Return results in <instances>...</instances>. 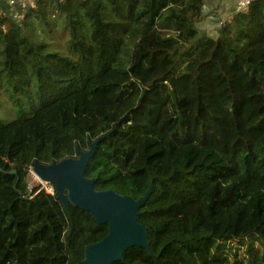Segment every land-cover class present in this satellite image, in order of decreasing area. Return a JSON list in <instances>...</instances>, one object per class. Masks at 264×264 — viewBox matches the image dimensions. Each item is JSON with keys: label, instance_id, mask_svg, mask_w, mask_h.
Segmentation results:
<instances>
[{"label": "trees", "instance_id": "16d2710c", "mask_svg": "<svg viewBox=\"0 0 264 264\" xmlns=\"http://www.w3.org/2000/svg\"><path fill=\"white\" fill-rule=\"evenodd\" d=\"M206 3L0 0V264H81L107 234L27 184L98 138L96 191L151 187L150 252L112 264H264V0L210 29Z\"/></svg>", "mask_w": 264, "mask_h": 264}, {"label": "water", "instance_id": "95a60500", "mask_svg": "<svg viewBox=\"0 0 264 264\" xmlns=\"http://www.w3.org/2000/svg\"><path fill=\"white\" fill-rule=\"evenodd\" d=\"M102 139L90 143L87 151H77L74 158L51 164L35 163L32 167L33 175L41 183L53 186L56 197L66 210L71 205L88 212L98 225H107V234L85 249L81 264H112L121 261L123 252L131 247H141L150 252L146 228L137 221V217L151 187L142 197L133 199L113 190L96 191V179L83 175Z\"/></svg>", "mask_w": 264, "mask_h": 264}, {"label": "crops", "instance_id": "0c3cea01", "mask_svg": "<svg viewBox=\"0 0 264 264\" xmlns=\"http://www.w3.org/2000/svg\"><path fill=\"white\" fill-rule=\"evenodd\" d=\"M21 1L22 0H20V2ZM207 4H208L206 5L207 9L209 7V9L211 10V13L212 12L218 13L220 14V17L223 19H227L231 17V15H233V13L235 12V0H209ZM214 13L212 14L208 12L205 13L204 21L202 22L203 23L202 26L204 28L210 29L213 27V25H215V20L213 18H216V17Z\"/></svg>", "mask_w": 264, "mask_h": 264}, {"label": "built area", "instance_id": "2783aa9c", "mask_svg": "<svg viewBox=\"0 0 264 264\" xmlns=\"http://www.w3.org/2000/svg\"><path fill=\"white\" fill-rule=\"evenodd\" d=\"M3 1H6V3H8V5L12 7V6H15V4H18L19 0H3ZM254 1H257V0H235V12L239 13V12L245 11ZM206 11H207V6L205 5L203 12L206 13ZM213 19L217 20L218 18L216 17ZM44 185L46 186L44 188V190L47 193L53 195L54 194L53 187L51 185H48V184H44Z\"/></svg>", "mask_w": 264, "mask_h": 264}, {"label": "rangeland", "instance_id": "374dc122", "mask_svg": "<svg viewBox=\"0 0 264 264\" xmlns=\"http://www.w3.org/2000/svg\"><path fill=\"white\" fill-rule=\"evenodd\" d=\"M207 2H209V0H207ZM206 5H208V4L206 3ZM206 12H208L210 14L214 13V12L211 13V10L209 9V7H208ZM214 15H215V17H218L219 19H221L220 14L214 13ZM53 40H54V44L52 45L53 48H57L59 45H61L62 40L60 38H53ZM5 114H6L5 110L0 109V118H3L5 116ZM27 184H28L29 189H31L35 186H43L44 185V184L40 183V181L33 175L32 170H30V172L28 174ZM45 187L46 186L44 185L43 188H45Z\"/></svg>", "mask_w": 264, "mask_h": 264}, {"label": "clouds", "instance_id": "9594fccd", "mask_svg": "<svg viewBox=\"0 0 264 264\" xmlns=\"http://www.w3.org/2000/svg\"><path fill=\"white\" fill-rule=\"evenodd\" d=\"M32 170V169H31ZM41 183V182H40ZM42 184H45V183H42ZM49 185V184H48ZM52 186V185H51ZM42 188H43V186H41ZM53 187V186H52ZM44 189V188H43ZM54 189V188H53ZM54 193H55V191H54Z\"/></svg>", "mask_w": 264, "mask_h": 264}, {"label": "bare ground", "instance_id": "6f19581e", "mask_svg": "<svg viewBox=\"0 0 264 264\" xmlns=\"http://www.w3.org/2000/svg\"><path fill=\"white\" fill-rule=\"evenodd\" d=\"M47 184V183H46Z\"/></svg>", "mask_w": 264, "mask_h": 264}]
</instances>
